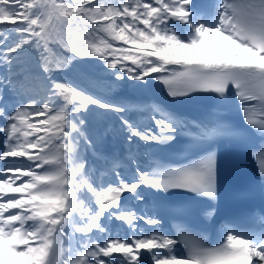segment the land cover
<instances>
[{
	"label": "snow or ice",
	"instance_id": "obj_1",
	"mask_svg": "<svg viewBox=\"0 0 264 264\" xmlns=\"http://www.w3.org/2000/svg\"><path fill=\"white\" fill-rule=\"evenodd\" d=\"M88 57L102 77L63 78ZM151 80L169 101L108 96L117 82ZM194 93L215 94L201 118L169 107ZM233 97L243 125L224 118ZM109 133L127 145L126 163L103 156ZM0 135V264H264V216L259 230L225 224L212 245L182 223L166 233L140 206L146 190L216 201L225 142L251 150L264 182V0H0ZM178 136L196 158L141 167L139 142L159 148Z\"/></svg>",
	"mask_w": 264,
	"mask_h": 264
},
{
	"label": "bare ground",
	"instance_id": "obj_2",
	"mask_svg": "<svg viewBox=\"0 0 264 264\" xmlns=\"http://www.w3.org/2000/svg\"><path fill=\"white\" fill-rule=\"evenodd\" d=\"M83 60H86V59H83ZM94 61H95V66H93V67H91L90 65H86V64H83V65H79L78 64V65H76L75 70H79L80 73H83V74L87 75L89 79H97L98 77H102L104 75V73L102 71L101 72L98 71V69H102L101 68L102 62L99 61L97 58L94 59ZM94 72H96V73H94ZM80 73H79V75H80ZM78 78L80 80V77H78ZM113 88L115 89L116 93L114 95L109 96V98L113 99L116 102H121L122 101V102H126V103H133V100H132V97H131L130 93H120L122 87L118 83H116V86H113ZM117 94H118V96H117ZM116 135H118V134H116ZM107 136L110 139L112 138V136L110 134H108ZM104 142H106V139L104 140ZM101 151H102V149H101Z\"/></svg>",
	"mask_w": 264,
	"mask_h": 264
},
{
	"label": "rangeland",
	"instance_id": "obj_3",
	"mask_svg": "<svg viewBox=\"0 0 264 264\" xmlns=\"http://www.w3.org/2000/svg\"><path fill=\"white\" fill-rule=\"evenodd\" d=\"M94 57H88V58H82V59H77V60H74V61H72L70 64H69V66L64 70V72H63V78H65V79H68V80H70V81H78V82H80L81 80H83L84 79V77H87L88 78V76L87 75H85V74H83V73H80V71L79 70H75V68H76V65H83V64H86V65H90L91 67H93V66H95V61H94V59H93ZM83 59H86V60H83ZM76 71V72H75ZM78 72V73H77ZM79 73H80V75H79ZM95 73V72H94ZM78 75V76H77ZM84 75V76H83ZM78 77H80V80H79V78ZM74 79V80H73ZM110 95H113V93L112 92H108V96H110ZM35 119H39V118H34V120ZM91 120H92V123H93V126H95V127H99V128H103L104 126H105V124L107 123L106 121H104L103 120V118H97V117H92V118H90ZM111 136H115L116 134L115 133H109ZM105 139H108V136H106L105 138H104V140ZM103 144H104V142H103ZM102 144V145H103ZM10 175V174H9ZM17 183H19V181H17Z\"/></svg>",
	"mask_w": 264,
	"mask_h": 264
}]
</instances>
